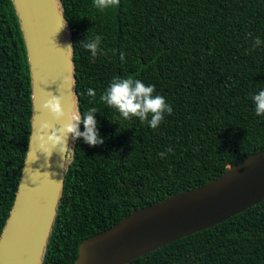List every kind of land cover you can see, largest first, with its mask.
Instances as JSON below:
<instances>
[{"label": "trees", "instance_id": "16d2710c", "mask_svg": "<svg viewBox=\"0 0 264 264\" xmlns=\"http://www.w3.org/2000/svg\"><path fill=\"white\" fill-rule=\"evenodd\" d=\"M59 4L75 66L76 111L97 109L104 143L71 141L40 264H74L83 239L264 149V115H256L251 99L264 89V0H120L105 10L94 0ZM96 38L92 57L83 42ZM129 76L154 85V95L172 106L158 128L125 120L100 100L114 77ZM89 88L96 92L91 103ZM32 114L18 15L13 0H0V236L24 167ZM128 264H264V200Z\"/></svg>", "mask_w": 264, "mask_h": 264}, {"label": "water", "instance_id": "95a60500", "mask_svg": "<svg viewBox=\"0 0 264 264\" xmlns=\"http://www.w3.org/2000/svg\"><path fill=\"white\" fill-rule=\"evenodd\" d=\"M28 54L33 114L15 200L0 236V264H40L63 184V155L47 143L77 114L75 66L59 0H13ZM64 25V26H63ZM59 97L65 116L43 109ZM264 200V149L208 182L132 210L78 245L74 264H128L181 237L223 222Z\"/></svg>", "mask_w": 264, "mask_h": 264}, {"label": "clouds", "instance_id": "9594fccd", "mask_svg": "<svg viewBox=\"0 0 264 264\" xmlns=\"http://www.w3.org/2000/svg\"><path fill=\"white\" fill-rule=\"evenodd\" d=\"M120 0H94V5L100 9L105 10L110 7L118 6ZM64 26V25H63ZM100 39L83 42V47L90 50L92 57L98 55V45ZM260 43L259 38L255 40L254 47ZM123 53L121 60H123ZM154 85H146L140 79H134L129 76L127 78L114 77L111 84L100 96V100L107 106L115 108L125 120H131L133 117L137 118L141 124L147 123L152 129H156L164 121L165 115L172 113V106L166 102L165 98L160 95H154ZM87 94L92 98L93 102L96 97L94 89H87ZM255 107L257 116L264 115V89L251 96ZM43 109L49 111L51 115L60 120L65 116L64 108L59 97H54L45 102ZM97 112L95 107L88 109L83 114L77 113L71 117L67 123H64L52 135L47 142L53 149H58L59 153H64L68 148V140H76L80 137L84 142L90 146L102 145L104 138L101 137L97 129V121L94 113ZM83 124L84 131H80V124ZM171 151V149H168ZM161 157L165 153H160Z\"/></svg>", "mask_w": 264, "mask_h": 264}]
</instances>
